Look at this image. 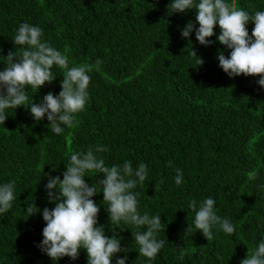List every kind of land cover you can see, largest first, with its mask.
<instances>
[{
	"label": "trees",
	"instance_id": "1",
	"mask_svg": "<svg viewBox=\"0 0 264 264\" xmlns=\"http://www.w3.org/2000/svg\"><path fill=\"white\" fill-rule=\"evenodd\" d=\"M250 12L264 10V0H228ZM170 0H0V55L14 50L11 37L28 22L43 29V39L66 54L70 66H92L89 100L71 128L57 136L45 119L36 122L23 106L9 109L0 124V183L16 182V199L0 215V264H86L82 250L76 261H52L36 246L42 240L45 173L53 165L60 175L71 153L89 145H105L107 166L131 161L147 164L140 192L141 212L161 214L159 238L165 246L153 264H240L264 236V91L258 75L229 78L218 66V41L205 47L191 34L182 39L178 26L193 20L167 10ZM254 24L249 21V35ZM219 32V27L214 29ZM215 41V35L210 37ZM192 50L196 52L195 56ZM199 57L204 60L198 64ZM97 58L102 60L95 67ZM3 59V57H0ZM4 67L0 63V69ZM56 79L38 90L28 89L38 103L48 92L58 94L65 70L53 67ZM38 91V92H37ZM183 170L180 186L175 170ZM255 173V179L250 175ZM96 183L103 174L89 173ZM216 201L217 214L235 225L233 236L215 231L210 241L200 231L184 237L194 213L191 199ZM40 213L25 215L26 200ZM99 222L111 236L118 232L128 247L126 264H148L139 256L132 230L111 226L103 194ZM121 227H127L122 225ZM139 229L133 228V231ZM181 247L184 256L179 258ZM117 255L123 256V253ZM114 264V262H113Z\"/></svg>",
	"mask_w": 264,
	"mask_h": 264
},
{
	"label": "clouds",
	"instance_id": "2",
	"mask_svg": "<svg viewBox=\"0 0 264 264\" xmlns=\"http://www.w3.org/2000/svg\"><path fill=\"white\" fill-rule=\"evenodd\" d=\"M195 10L194 21L189 20L182 27L178 26L182 39L191 42V34L199 44L208 47L219 42L230 50L226 56L220 50L216 56L218 66L229 78L258 75L256 81L258 91H264V10L250 12L238 8L228 0H170L167 10L172 14H187ZM251 21L254 27L249 35L247 25ZM219 27V32L214 29ZM43 29L38 25L22 22L11 37L14 50L7 55H0V124L8 119L9 109L26 108L31 118L40 122L47 119L49 131L54 135H63L66 128H71L78 113L86 108L89 100V84L92 66H70L68 57L50 42L43 39ZM215 35V41L209 39ZM196 55V52L192 50ZM198 57V56H197ZM204 60L199 57L198 64ZM102 60L97 58L95 67L99 68ZM65 70L61 80V91L58 94L48 92L38 103L29 100L28 89L38 90L46 82L51 83L57 75L53 67ZM37 91V92H38ZM108 151L105 145H89L86 149L70 154L65 163V170L60 175H52L57 171L53 165L51 172L45 173L47 183L44 184L45 197L54 205L44 207L42 219V240L36 245L51 260L58 261L68 257L76 261L81 251L86 253V264H126L128 247H122V237L118 232L109 236L105 225L99 222L98 214L102 203L92 198L103 194L102 201L108 213V220L113 227L132 230L139 256L153 264L155 258L165 246V240L159 238L163 230L161 214L141 212L139 207L140 192L137 191L148 177V166L144 162L133 167L131 161L107 166L101 153ZM89 173L103 174L96 183L86 182ZM183 170L177 168L174 183L180 186L183 182ZM255 179V173L249 177ZM257 195H264V183L257 185ZM16 199V182L9 180L0 183V215L13 207ZM25 215L31 217L40 213L36 201L28 199ZM187 209L194 213L191 224L184 230V237L197 230L210 241L214 230L225 235L235 234L236 228L228 218L217 214L216 201L206 197L201 201L191 199ZM264 225V218H261ZM122 225L127 227H121ZM133 228L139 229L133 231ZM123 253V256L117 255ZM185 252L180 250L179 258ZM240 264H264V236L240 260Z\"/></svg>",
	"mask_w": 264,
	"mask_h": 264
}]
</instances>
